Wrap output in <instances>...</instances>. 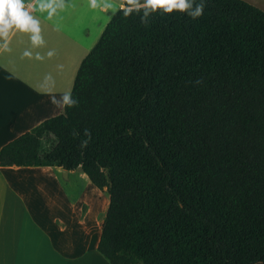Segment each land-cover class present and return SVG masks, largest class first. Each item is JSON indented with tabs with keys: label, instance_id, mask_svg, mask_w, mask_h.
Segmentation results:
<instances>
[{
	"label": "trees",
	"instance_id": "obj_1",
	"mask_svg": "<svg viewBox=\"0 0 264 264\" xmlns=\"http://www.w3.org/2000/svg\"><path fill=\"white\" fill-rule=\"evenodd\" d=\"M203 3L117 11L43 144L42 164L108 194L110 264H264V12Z\"/></svg>",
	"mask_w": 264,
	"mask_h": 264
},
{
	"label": "crops",
	"instance_id": "obj_2",
	"mask_svg": "<svg viewBox=\"0 0 264 264\" xmlns=\"http://www.w3.org/2000/svg\"><path fill=\"white\" fill-rule=\"evenodd\" d=\"M117 11L65 0L51 19L31 12L40 21L42 46L13 26L8 49H0V264H110L97 250L109 197L80 169L63 172L39 157L64 111L51 100L60 105L72 92L81 63ZM42 247L73 259L40 261Z\"/></svg>",
	"mask_w": 264,
	"mask_h": 264
},
{
	"label": "clouds",
	"instance_id": "obj_3",
	"mask_svg": "<svg viewBox=\"0 0 264 264\" xmlns=\"http://www.w3.org/2000/svg\"><path fill=\"white\" fill-rule=\"evenodd\" d=\"M91 8H101L102 11H107L112 7L108 0H88ZM65 7V0H33V3L25 7L24 0H0V39L4 40V44L0 45V49H8L9 30L15 27L21 33H30L31 43L34 47L42 46L44 43L41 35L40 21L36 19L31 12L39 10L47 13V17L51 19L56 15L57 10H62ZM204 3L201 0H124L120 5V10L127 17L133 12L139 14L143 12L141 23H145L146 18L154 13L170 15L174 12L186 14L191 19L195 20L203 15ZM62 104L58 105L56 99H52L51 103L64 108L75 107L78 100L74 99L71 92L65 93L61 97ZM85 135L90 136L87 130ZM88 141L85 140L82 147L87 146Z\"/></svg>",
	"mask_w": 264,
	"mask_h": 264
},
{
	"label": "rangeland",
	"instance_id": "obj_4",
	"mask_svg": "<svg viewBox=\"0 0 264 264\" xmlns=\"http://www.w3.org/2000/svg\"><path fill=\"white\" fill-rule=\"evenodd\" d=\"M242 1L264 12V0H242ZM108 2L112 5V7L110 8V12H114L118 10L117 8H118V5L121 3V0H108ZM86 17L90 21L93 17V13L92 12L87 13ZM105 20H106V17H105ZM87 43L91 44L90 41H88ZM86 50H88V45L86 47ZM105 195L108 196L107 193ZM39 253H40V261H60V260H72L73 259L69 257L68 255L60 253L59 251H57L55 253V256H53L52 253L49 251V249L45 247L40 248Z\"/></svg>",
	"mask_w": 264,
	"mask_h": 264
},
{
	"label": "water",
	"instance_id": "obj_5",
	"mask_svg": "<svg viewBox=\"0 0 264 264\" xmlns=\"http://www.w3.org/2000/svg\"><path fill=\"white\" fill-rule=\"evenodd\" d=\"M63 172H66L65 170H63Z\"/></svg>",
	"mask_w": 264,
	"mask_h": 264
}]
</instances>
